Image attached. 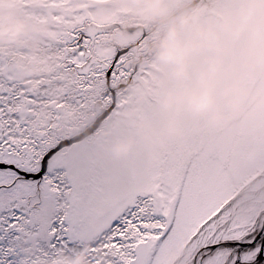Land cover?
<instances>
[{
    "label": "snow or ice",
    "instance_id": "1",
    "mask_svg": "<svg viewBox=\"0 0 264 264\" xmlns=\"http://www.w3.org/2000/svg\"><path fill=\"white\" fill-rule=\"evenodd\" d=\"M35 2L58 10L45 17L55 25L73 17L89 24L57 37L76 80L48 124L31 122L32 93L0 87V264H16L12 241L29 232L43 233L53 248L94 238L92 264H264V112L209 138L212 105L189 100L182 136L165 137L147 159L138 149L108 164L101 124L130 102H117L113 83L136 75L125 66L128 50L101 47L104 25L89 5ZM221 2L204 11L222 18ZM141 75H150L147 67ZM94 98L109 109L90 139L61 128L67 110L87 129Z\"/></svg>",
    "mask_w": 264,
    "mask_h": 264
},
{
    "label": "rangeland",
    "instance_id": "2",
    "mask_svg": "<svg viewBox=\"0 0 264 264\" xmlns=\"http://www.w3.org/2000/svg\"><path fill=\"white\" fill-rule=\"evenodd\" d=\"M136 2L137 0H72L73 6L89 5L87 11L91 17L102 22L105 27L101 39L111 38L116 43L100 42L102 46L107 44L113 47L112 50H128L125 57L129 60L125 63L129 65V73L136 70V74L143 64L158 53L157 46L173 20L193 11L201 16L206 13L204 9L213 5V0H182L178 4H172L166 15L163 11L159 16L139 20L138 16L130 14ZM128 4L130 6H127ZM120 8L127 11L121 12L120 15ZM54 11L58 10L41 8L35 0H0V29L11 23L20 25V31L14 38L7 33L0 36V87L7 88L10 85L17 91L24 90L33 94L29 113L34 125H46L52 120L56 113L55 105L65 101L76 80L75 73L66 66L57 37L63 29L79 30L89 24L88 20L81 23L74 17L63 26L55 25L51 20L46 21L45 17ZM9 13L13 14L11 19ZM122 36L130 38L120 41L117 37ZM134 63H137L136 68ZM135 77L136 75L130 81L125 77L113 82L117 102L120 95L126 94L136 85ZM121 82L123 84L119 87ZM89 108L87 129H84V123L78 115H72L67 110L62 114L61 128L71 134L85 132L94 125L95 120L108 112L109 104L107 100L94 98L90 100ZM113 113L114 110L109 113L110 118L102 122V129L112 118L116 131L125 134L128 129L119 126L121 115L118 117L117 113ZM90 138V132L85 134V141ZM19 239L22 240L21 245L16 244L15 239L12 241L16 264H92L90 257L94 238L86 239L72 248L49 246L43 233L29 232ZM96 255L103 259L99 251Z\"/></svg>",
    "mask_w": 264,
    "mask_h": 264
},
{
    "label": "bare ground",
    "instance_id": "3",
    "mask_svg": "<svg viewBox=\"0 0 264 264\" xmlns=\"http://www.w3.org/2000/svg\"><path fill=\"white\" fill-rule=\"evenodd\" d=\"M180 1L182 0H161L159 4H156L154 0H137L134 8L130 9V14L138 16L139 20H147L150 17L159 16L163 11L166 15L172 4H178ZM129 4L127 6L131 5ZM213 6L211 5L209 9ZM220 7L223 10L222 18L213 17L209 12L201 16L194 11L191 14L197 15L198 24L219 28L239 13L242 2L237 0V3L233 5L229 3V0H222ZM121 12L125 11L121 9L119 14ZM117 38L120 41H126L130 37ZM221 44L226 54L223 56V63L211 89L212 112L206 118L209 138H214L218 133H233L242 119L264 112V64L257 59L258 44L254 46L251 32L245 31L235 41L228 33H223ZM103 48L112 50L108 47ZM209 55L211 53L207 51L190 55L185 71L179 77L173 75V66L165 65L158 59V53L141 66L134 78L136 85L119 97V101L128 99L129 104L114 110L113 113H117L118 117L121 115L119 126L126 127L128 130L125 134H119L112 118L106 121L107 126L103 128L107 138L104 153L106 163L119 164L138 149L143 151L147 159L165 142V137L179 138L184 134L181 119L190 115L187 111L189 95L201 88L199 70L206 66L205 61ZM146 67L150 75H141V70ZM185 75L190 77L187 84L184 83ZM229 88L236 89L234 97L226 94ZM93 224L98 226L99 221L94 220ZM15 242L18 245L22 244L19 237L15 238Z\"/></svg>",
    "mask_w": 264,
    "mask_h": 264
},
{
    "label": "clouds",
    "instance_id": "4",
    "mask_svg": "<svg viewBox=\"0 0 264 264\" xmlns=\"http://www.w3.org/2000/svg\"><path fill=\"white\" fill-rule=\"evenodd\" d=\"M161 0H154L159 4ZM242 7L239 13L227 20L219 28L212 25H201L197 22L196 14H183L178 20H173L164 37L158 44V59L165 65L173 66V75L179 77L183 74L187 60L193 53L207 51L211 53L205 65L199 70L201 88L190 93L189 100L198 108H207L212 105L211 89L218 73L225 48L221 44L223 33H228L235 41L245 31H250L256 48L257 59L264 64V0H241ZM160 11V9H155ZM13 14L9 13V19ZM20 31V25L11 23L0 29V36L7 33L14 38ZM229 96H235L236 89L226 90Z\"/></svg>",
    "mask_w": 264,
    "mask_h": 264
},
{
    "label": "flooded vegetation",
    "instance_id": "5",
    "mask_svg": "<svg viewBox=\"0 0 264 264\" xmlns=\"http://www.w3.org/2000/svg\"><path fill=\"white\" fill-rule=\"evenodd\" d=\"M119 34H121V33H119ZM113 36V35H112ZM104 40V41H103ZM100 42H108V44H116L115 42H113L112 41V39L111 38H107V39H101V41ZM101 47H108V48H111V49H113V47H111L110 45H104V46H102L101 45ZM130 57V56H129ZM125 59V62H127L129 59H128V57H125L124 58ZM146 62V61H145ZM125 66L128 68V63H125ZM137 67V63H134V68H136ZM139 72V71H138ZM138 72H137V74H138ZM136 74V75H137ZM129 81H130V79H128ZM123 84V82H121L120 83V85H119V87L121 86Z\"/></svg>",
    "mask_w": 264,
    "mask_h": 264
},
{
    "label": "water",
    "instance_id": "6",
    "mask_svg": "<svg viewBox=\"0 0 264 264\" xmlns=\"http://www.w3.org/2000/svg\"><path fill=\"white\" fill-rule=\"evenodd\" d=\"M103 28H104V27H103ZM101 30H102V29H101ZM91 128H92V127H91ZM91 128H90V129H91ZM90 129H88V130L85 131L84 133H85V134L89 133V132H90Z\"/></svg>",
    "mask_w": 264,
    "mask_h": 264
}]
</instances>
